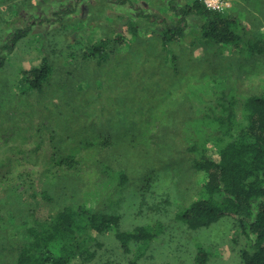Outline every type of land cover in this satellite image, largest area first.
I'll return each instance as SVG.
<instances>
[{"label":"rangeland","instance_id":"rangeland-1","mask_svg":"<svg viewBox=\"0 0 264 264\" xmlns=\"http://www.w3.org/2000/svg\"><path fill=\"white\" fill-rule=\"evenodd\" d=\"M212 1L217 10L241 19L239 32L264 37V0ZM169 4L0 0V55L6 58L0 67V264H16L30 208L45 217L81 204L119 214L120 229L156 221L162 229L148 242L131 243L128 251L114 227L91 230L93 240L86 245L95 246L97 255L84 261L74 256L68 264L124 262L138 252V264H241L246 239L232 218L189 229L176 216L203 194L205 177L194 168L189 147L197 143L216 157V141L227 137L212 115L224 114L231 99L236 123H242L245 99L264 92V53L219 52L201 40L173 41L162 52L159 34L151 32L156 24L148 25L136 12L172 19ZM130 18L141 34L125 25ZM18 28L29 33L11 50L2 49ZM121 31L126 40L107 61L84 57L87 43ZM45 54L54 79L37 92L23 75ZM103 133L111 134L110 146L81 145ZM67 153L81 164L67 169L54 160Z\"/></svg>","mask_w":264,"mask_h":264},{"label":"trees","instance_id":"trees-1","mask_svg":"<svg viewBox=\"0 0 264 264\" xmlns=\"http://www.w3.org/2000/svg\"><path fill=\"white\" fill-rule=\"evenodd\" d=\"M127 1L116 0L120 3ZM169 8L173 12L172 19L143 10L136 12V16L148 25L156 24L151 32L159 34L162 52H166L173 41L195 45L201 40L214 44L219 52L235 48L251 54L264 53V37H253L247 31L239 32V25L243 26V23L231 12L209 8L202 0H191L182 5L170 0ZM125 25L136 35L142 33L135 19H128ZM28 33V28H18L2 49L11 50ZM125 40L126 34L121 31L112 38L89 42L85 45L84 57L97 63L105 62L116 54V47ZM48 56L45 54L38 66L24 71L25 82L37 92H43L54 79L55 69ZM5 59L0 55V67ZM243 106L242 123L238 125L231 99L226 100L224 114L212 115L227 137L216 141V157L209 156L205 147L197 143L189 147L195 152L192 157L194 168L205 177L203 194L192 200L176 217L189 229L207 227L223 217L232 218L246 239L241 250V264H264V92L248 96ZM112 142L111 134L103 133L96 139L82 140L81 145L105 148ZM54 160L67 169L81 164V160L71 153L54 157ZM125 181L126 176L121 172L120 183ZM41 197L52 201L46 191L41 192ZM27 218L29 223L25 224L23 241L16 248V264H68L74 256H81L83 261L91 260L97 255L95 246L86 245L93 240L89 235L91 230L103 233L114 227L115 238L121 248L128 251L131 243L148 242L162 229L158 221L120 229L119 214L93 210L84 204L66 205L45 217L30 208ZM95 244L99 246L98 242ZM52 245H55L54 249ZM199 255L205 259L206 253L201 250ZM140 257L138 252L124 262L107 264H138Z\"/></svg>","mask_w":264,"mask_h":264},{"label":"built area","instance_id":"built-area-1","mask_svg":"<svg viewBox=\"0 0 264 264\" xmlns=\"http://www.w3.org/2000/svg\"><path fill=\"white\" fill-rule=\"evenodd\" d=\"M206 1L208 2L209 5H211L212 9L219 8L218 7L219 5H217L216 2H213L212 0H206ZM207 2H204V3L208 6ZM208 7L210 8V6H208Z\"/></svg>","mask_w":264,"mask_h":264}]
</instances>
